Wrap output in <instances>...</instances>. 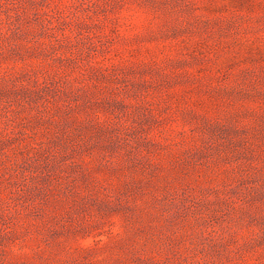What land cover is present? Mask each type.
Here are the masks:
<instances>
[{"label": "rangeland", "instance_id": "1", "mask_svg": "<svg viewBox=\"0 0 264 264\" xmlns=\"http://www.w3.org/2000/svg\"><path fill=\"white\" fill-rule=\"evenodd\" d=\"M0 264H264V0H0Z\"/></svg>", "mask_w": 264, "mask_h": 264}]
</instances>
